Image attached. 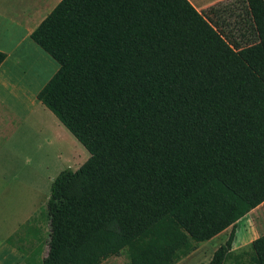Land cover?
Wrapping results in <instances>:
<instances>
[{"label": "trees", "instance_id": "obj_1", "mask_svg": "<svg viewBox=\"0 0 264 264\" xmlns=\"http://www.w3.org/2000/svg\"><path fill=\"white\" fill-rule=\"evenodd\" d=\"M30 37L59 64L37 98L90 153L52 182L41 264H176L229 227L209 264H264V234L232 250L264 203L250 0H60Z\"/></svg>", "mask_w": 264, "mask_h": 264}, {"label": "rangeland", "instance_id": "obj_2", "mask_svg": "<svg viewBox=\"0 0 264 264\" xmlns=\"http://www.w3.org/2000/svg\"><path fill=\"white\" fill-rule=\"evenodd\" d=\"M21 1L0 0V40L5 38L6 45L12 49L13 36L20 34L19 37H25L20 49L13 51L12 60L17 61L21 67L29 69L30 83L33 79L36 81L38 79L37 82L30 84L33 91L48 82L59 69V64L38 46L30 35L26 36V28L18 27L12 20H24L26 26L35 27L60 0ZM250 2L264 39V0H250ZM24 78H27L26 74ZM20 132L21 135L18 134L15 139L18 142L14 149L18 157L11 162L15 166L0 168V193L9 196V203L14 199L13 203L17 206L21 201L16 200L17 196L36 195V190H39L48 195V202L54 178L64 169H78L90 157V153L55 114L35 97L30 98L29 118ZM40 212L33 218L40 226L36 229L31 227L28 235L31 249L29 257L34 264H40L42 255L47 252L49 227L47 203ZM253 216L255 227L264 231V203L254 209ZM14 217L16 213L6 218ZM102 264H130V262L124 250L121 255L110 257Z\"/></svg>", "mask_w": 264, "mask_h": 264}, {"label": "crops", "instance_id": "obj_3", "mask_svg": "<svg viewBox=\"0 0 264 264\" xmlns=\"http://www.w3.org/2000/svg\"><path fill=\"white\" fill-rule=\"evenodd\" d=\"M189 1L201 11L222 0ZM12 21L18 27L26 28V36H29L40 24L28 27L24 20L13 19ZM19 35L11 38V42H14L12 49L6 45L5 38L0 40V50L7 53L5 61L0 66V168L15 166L11 163L14 158L18 157V154L14 152L15 144L18 142L15 139L18 134L21 135L20 129L28 121L30 98H37L39 91L46 84L31 91L30 84L37 82L38 79L37 81L33 79V83H30L29 69L21 67L17 61L12 60L13 51L20 49L24 42L25 37L21 38ZM24 74L27 78H24ZM36 191V195L17 196L16 200H21L17 206L13 203L14 199L9 203V196L0 193V264H29L31 262L28 235L31 227L36 229L40 226L33 218L41 213L48 199V195L39 190ZM253 212L250 211L237 222L232 250L239 251L248 248L254 239L264 234L263 229L255 227ZM13 213H16V217L6 218L11 217ZM231 230L232 227H229L210 240L197 242L193 251L176 264H209L215 251L227 241ZM46 255L47 252L42 255V259Z\"/></svg>", "mask_w": 264, "mask_h": 264}]
</instances>
